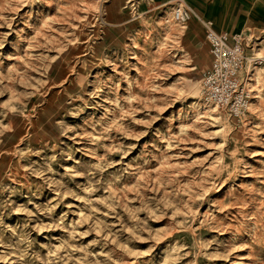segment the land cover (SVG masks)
Returning <instances> with one entry per match:
<instances>
[{"label": "rangeland", "instance_id": "1", "mask_svg": "<svg viewBox=\"0 0 264 264\" xmlns=\"http://www.w3.org/2000/svg\"><path fill=\"white\" fill-rule=\"evenodd\" d=\"M147 1L0 0V264H264L262 66L211 113L202 26Z\"/></svg>", "mask_w": 264, "mask_h": 264}, {"label": "built area", "instance_id": "2", "mask_svg": "<svg viewBox=\"0 0 264 264\" xmlns=\"http://www.w3.org/2000/svg\"><path fill=\"white\" fill-rule=\"evenodd\" d=\"M179 1L180 5L172 10V19L177 24L184 25L193 12L183 5V0ZM196 20L203 28L210 51V64L201 77V100L239 120L246 114L254 98L253 91L246 84L247 79H241L240 72L246 64L253 68L264 67V58L247 57L244 52V39L240 35L229 37L226 33L217 32L211 21Z\"/></svg>", "mask_w": 264, "mask_h": 264}, {"label": "crops", "instance_id": "3", "mask_svg": "<svg viewBox=\"0 0 264 264\" xmlns=\"http://www.w3.org/2000/svg\"><path fill=\"white\" fill-rule=\"evenodd\" d=\"M170 1L172 0H150L147 2L160 6ZM185 1L192 10L195 20H209L217 32L226 33L229 37L240 35L244 39L246 56L264 58V0ZM260 70L264 72V67H260ZM241 73L240 78L247 79L248 85H253L251 79L247 77L246 69ZM251 74H253L252 70ZM253 86L254 89L256 88L253 91L256 92L258 89L255 87L256 85Z\"/></svg>", "mask_w": 264, "mask_h": 264}, {"label": "bare ground", "instance_id": "4", "mask_svg": "<svg viewBox=\"0 0 264 264\" xmlns=\"http://www.w3.org/2000/svg\"><path fill=\"white\" fill-rule=\"evenodd\" d=\"M248 66H249V65H248ZM249 68H250V67H249ZM204 103H205V102H204ZM205 104H206V103H205ZM207 107H210V106H207ZM203 109H205V107H204ZM207 110H209V109L207 108ZM210 111H211V113L214 112V107H213V109H211Z\"/></svg>", "mask_w": 264, "mask_h": 264}]
</instances>
